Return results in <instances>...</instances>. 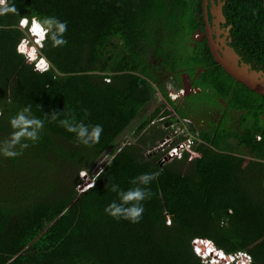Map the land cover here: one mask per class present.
<instances>
[{
    "label": "trees",
    "instance_id": "obj_1",
    "mask_svg": "<svg viewBox=\"0 0 264 264\" xmlns=\"http://www.w3.org/2000/svg\"><path fill=\"white\" fill-rule=\"evenodd\" d=\"M8 2L18 12L0 16V140L24 106L45 124L21 155L0 154V264H225L222 253L238 251L264 264V96L213 59L206 37L194 38L203 30L201 0ZM222 11L231 46L264 71V0H224ZM46 16L67 23V44L44 41L50 66L41 72L17 50L25 35L18 21ZM167 73L175 89L186 73L197 90L171 100L160 80ZM158 93L170 108L155 109L136 128L147 126L139 139L100 167L95 186L78 191L79 172L93 171ZM53 110L61 112L56 121ZM190 116L198 129L183 123ZM63 118L102 125L99 143H79ZM178 122L194 143L165 161L158 126ZM142 173L158 175L140 221L106 214L117 200L111 186L127 190Z\"/></svg>",
    "mask_w": 264,
    "mask_h": 264
},
{
    "label": "clouds",
    "instance_id": "obj_2",
    "mask_svg": "<svg viewBox=\"0 0 264 264\" xmlns=\"http://www.w3.org/2000/svg\"><path fill=\"white\" fill-rule=\"evenodd\" d=\"M17 12V8L14 4H9L8 0H0V16ZM20 20L21 18L19 21ZM19 21L18 25L22 29L31 23V30L33 33H30L34 36H38V39L41 42L50 39L54 47H60L67 44L66 39H64V34L67 30V23L58 20L56 17H33L31 22L27 17H22L20 23ZM20 51H24L23 45L19 47V52ZM47 66V63L43 60L39 64V68L41 69H44ZM183 88H185V86H183L182 89ZM179 89L180 88L173 90L178 91ZM171 100H175V98ZM0 115H3L2 110H0ZM60 115L61 112L55 110L49 113L51 121L58 120ZM183 121L185 122V120ZM9 124L13 131L8 138L0 140V154L5 157L14 158L22 154L21 150L29 146V141L33 143L39 141L40 133L44 128L45 121L34 116L31 112L30 106H24L19 109L14 116L10 117ZM59 125L67 132L74 133L77 141L86 146H92L99 143L101 134L103 133L102 125L96 124L89 126L83 122H75L68 118L59 119ZM104 163L110 166L112 160L108 159L104 161ZM157 175L158 173H142L130 181L133 187H130L127 190L121 189L117 184H113L110 191L116 193L117 200H113L105 207V213L114 219H125L131 223H138L144 212L143 201L150 199L153 195L149 185L157 178ZM94 186V181L88 185L89 188H93ZM222 255L225 256L228 254L223 252ZM226 258L227 257H223V259Z\"/></svg>",
    "mask_w": 264,
    "mask_h": 264
},
{
    "label": "rangeland",
    "instance_id": "obj_3",
    "mask_svg": "<svg viewBox=\"0 0 264 264\" xmlns=\"http://www.w3.org/2000/svg\"><path fill=\"white\" fill-rule=\"evenodd\" d=\"M22 20V18H21ZM20 20V21H21ZM32 18H30V22H31ZM19 21V23H20ZM19 26V25H18ZM31 23L27 25V27L24 28V33L25 35L20 39L17 48L19 49V47L21 45L24 46V51H26L29 48V52L28 54L24 55V51L21 52L24 55V58L26 60V62L33 64V66H35L36 64H39L42 60L45 61L48 65V67L44 68L42 71H45L49 68L50 64L49 62L46 60V58L40 54V48H42L44 41H40L38 39V36H34L31 33ZM31 32V33H30ZM26 41L25 43L23 41ZM38 71V70H37ZM41 71V72H42ZM160 80H164V84L165 87L168 90V96L169 98V91L175 89L176 87H174L173 85V80L174 77L170 76L168 73L167 74H163L160 77ZM182 94H184V91L181 92ZM176 96V95H174ZM184 96V95H183ZM181 95V97H176L175 100L180 101L181 98L183 97ZM159 108L160 110H163L164 108H170L168 102L160 96V94L158 93L157 96L151 101L149 102L142 110L141 113L130 123V125L128 127H126V129L119 135L116 137V139L114 140L112 146H111V150L107 151L106 154L103 153L98 160L96 161L95 164V172L97 171V166L99 165L100 167L104 164V161L108 160L111 158L113 151L115 152L118 148L126 145V144H131V143H135L138 139H139V135L146 130L147 126L142 129L140 132L136 133V128L143 122L144 119L149 118L150 114L155 110ZM219 117L218 114L213 115L212 118L217 119ZM183 122V121H181ZM183 123H187V122H183ZM186 125V124H185ZM160 128V130L164 133V138L163 142L169 140V142L164 143V153H166V150L169 146V144H171V142H176L179 141L180 139L182 140V138L185 137V135H189L188 131L185 128H182V124H180V122L177 123V125H171L169 128H163L161 126H158ZM194 135V134H191ZM155 142H158V144H162V140L157 139ZM154 142V143H155ZM86 173V179L85 176H83L82 174ZM78 177L80 179V181L78 182V184L76 185V189L78 191H82V187L85 185V183L87 182V179H92V181L94 180L95 176L93 174V171H91L90 173L88 171L85 170H81L78 174ZM80 186H82L80 188ZM84 188H86V185L84 186ZM88 188V187H87ZM209 243L207 241H202V244L204 245V243ZM202 244H200L202 246ZM211 244V243H209ZM212 245V244H211ZM203 247V246H202ZM204 255L208 258L210 255L208 253H204ZM205 261V260H204ZM208 262V261H207ZM209 264H217L216 261H214V263H209ZM232 264V263H231ZM235 264V263H233Z\"/></svg>",
    "mask_w": 264,
    "mask_h": 264
},
{
    "label": "water",
    "instance_id": "obj_4",
    "mask_svg": "<svg viewBox=\"0 0 264 264\" xmlns=\"http://www.w3.org/2000/svg\"><path fill=\"white\" fill-rule=\"evenodd\" d=\"M210 3L211 7L208 8V0H201L204 32L198 31L194 38L199 40L205 36L213 59L234 79L264 96V71L253 69L249 63L242 60L233 47L226 43L228 31L220 27V23L225 22L222 11L224 1L216 4L210 0ZM208 11L212 17L210 20ZM189 88L190 85L184 88V94L188 93Z\"/></svg>",
    "mask_w": 264,
    "mask_h": 264
},
{
    "label": "built area",
    "instance_id": "obj_5",
    "mask_svg": "<svg viewBox=\"0 0 264 264\" xmlns=\"http://www.w3.org/2000/svg\"><path fill=\"white\" fill-rule=\"evenodd\" d=\"M23 42L25 43L26 41L24 40ZM18 51H19V49H18ZM28 52H29V48L26 51H24L23 53H24V55H26V54H28ZM39 64H36L34 66V69H36L38 71H42L43 69L39 68ZM105 80L108 81L109 79L106 78ZM196 90H197V88L190 87L188 91H193L194 92ZM183 91H184V88L183 89L180 88L178 91L170 90L169 91V95H170L171 99H174L175 98L174 95H179V93L183 92ZM194 139H195L194 135H191V133H189V135H185V137L182 140H179V141H176V142H174V141L171 142V144H169V146H168V148L166 150L164 160H167V159L171 160V159H174V158H180L181 155H182L183 150L185 148L190 147L194 143ZM169 140H167L165 142H163V140H162V142H161L162 144H160V145L158 144L156 146V148H160V149L164 150L165 148H163L164 147L163 145L166 142L168 143ZM99 171H100V166L98 165V170L96 172H95V170H93L94 176H96V174ZM82 175L85 176V179L87 178L86 177V173L83 172ZM92 182H93L92 179H87V182L85 183L86 188H84L85 185L83 187L80 186V188L81 187L83 188L82 191L87 189L88 185L90 183H92ZM194 241H195V244L197 246H201L200 245V244H202V240L201 239L200 240L199 239H195ZM220 251H222V250H220ZM224 257H227L225 259V264H231V263L232 264L233 263H235V264H249L250 261H251L250 255L248 253L244 252V251H238V252H235V253H231V254L225 255ZM210 258L213 259L211 256H210Z\"/></svg>",
    "mask_w": 264,
    "mask_h": 264
},
{
    "label": "flooded vegetation",
    "instance_id": "obj_6",
    "mask_svg": "<svg viewBox=\"0 0 264 264\" xmlns=\"http://www.w3.org/2000/svg\"><path fill=\"white\" fill-rule=\"evenodd\" d=\"M219 1L221 2V1H224V0H213V2L214 3H219ZM207 6H208V8H210L211 7V3H210V0H208V4H207ZM223 7V6H222ZM208 15H210V19L212 18L211 17V14H210V12L208 11ZM208 18H209V16H208ZM209 19V20H210ZM220 27L222 28V29H225V30H227L228 31V34H227V36H226V43L227 44H229L230 46H231V37H230V29H231V27H232V24H228L227 22H226V17H225V22L224 23H220ZM198 31H203L204 32V23H203V30H198ZM197 31V32H198ZM222 36H223V33L221 34ZM205 36H203L202 38H204ZM229 38H230V40H229ZM201 40V39H200ZM208 44V43H207ZM232 47V46H231ZM237 52V51H236ZM250 64V63H249ZM250 66L253 68V69H255V70H260V66H252V64H250ZM164 81V80H163ZM181 83H182V85L183 86H191V87H193L192 85H191V80H190V76L188 75V74H186V73H183L182 74V76H181ZM193 88H196V87H193ZM195 92V91H194ZM225 105V104H224ZM223 105V108L222 109H224L226 106H224ZM209 114H210V116H213V115H216V114H219V111L217 110V109H213L211 112H209ZM183 120H185V122H187V123H189V124H193L194 126H195V128H199L201 125H202V123H198L197 122V120H195V118H193V117H189V118H184ZM150 123H152V121L150 122ZM148 126H149V124H148ZM232 126L233 127H235L237 130H239V129H241V125L239 124V120H237V119H235L234 120V122H232ZM165 127V126H164Z\"/></svg>",
    "mask_w": 264,
    "mask_h": 264
},
{
    "label": "bare ground",
    "instance_id": "obj_7",
    "mask_svg": "<svg viewBox=\"0 0 264 264\" xmlns=\"http://www.w3.org/2000/svg\"><path fill=\"white\" fill-rule=\"evenodd\" d=\"M181 95L183 96V94L180 92L179 96L181 97ZM175 98L178 97V95L174 96ZM166 161V160H165Z\"/></svg>",
    "mask_w": 264,
    "mask_h": 264
}]
</instances>
